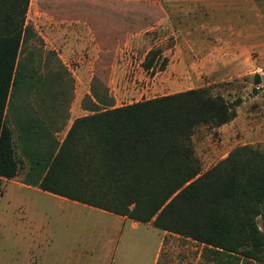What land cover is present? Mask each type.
<instances>
[{
    "label": "trees",
    "instance_id": "obj_1",
    "mask_svg": "<svg viewBox=\"0 0 264 264\" xmlns=\"http://www.w3.org/2000/svg\"><path fill=\"white\" fill-rule=\"evenodd\" d=\"M28 4L0 0V176L6 178L15 176L21 163L6 108L16 91L35 80L34 70L18 58L21 44L34 35L24 21ZM160 53V48L149 49L144 68ZM166 63L164 56L161 69ZM260 79L256 72L255 83ZM238 103L198 86L76 117L40 185L139 221L151 220L218 255L236 253L263 264L264 150L236 145L201 171L192 141L197 126L230 121ZM18 114L15 126L21 137L28 136L36 115L23 108ZM50 168L69 174L66 189L47 184Z\"/></svg>",
    "mask_w": 264,
    "mask_h": 264
},
{
    "label": "rangeland",
    "instance_id": "obj_2",
    "mask_svg": "<svg viewBox=\"0 0 264 264\" xmlns=\"http://www.w3.org/2000/svg\"><path fill=\"white\" fill-rule=\"evenodd\" d=\"M166 1L151 2L163 4ZM237 1L201 0L200 8L203 5L206 9L198 13L202 20L216 22L222 28L230 25L242 28L247 23L244 30L222 32L225 39L220 41L212 31L203 32L201 38L205 39L204 43L214 39L215 46L202 45L197 36L188 35L180 24V18L171 27L159 29L150 28L147 23L139 26L138 21L133 20L134 14L124 22L104 21L105 27L118 30L119 35L123 33L124 26L133 27L138 35L136 33V37L128 42L125 37L121 48H118L121 59L116 64L109 61L116 48L108 47L107 55L102 57L105 61L95 66L96 75L91 80H84L88 90L83 96L86 111L94 112L187 88L207 86L211 92L220 93L230 101L239 99V103L235 107L236 115L230 121L216 127L201 124L195 128L192 141L201 171L224 157L236 145L251 144L264 150V0ZM106 2L67 0L76 7L75 12L87 13L96 26H100L103 23L101 19L106 16L95 10L108 7ZM155 6L154 3L148 5L151 8ZM65 7L61 0H29L24 21L31 26L34 35L21 44L18 58L27 70H34L35 80L31 78V85L16 91L8 102L6 122L14 129V135L16 127L10 119L12 108L22 107L28 113L45 117H62L76 97L74 89L77 88V80L72 79L60 63V50L58 52L42 38L44 28L60 24ZM125 7H131V4L126 1ZM147 17L152 19L151 15ZM117 18L121 19V16H114V19ZM151 48H160L161 53L146 69L143 61ZM164 56L167 57L164 66L167 68L166 75L158 72ZM256 72L261 74L259 83L254 80ZM4 185L5 181L0 179V264H10L15 259L17 246L5 228ZM231 254L218 255L192 238L182 260L185 264H261L236 253ZM175 260L173 262L177 264Z\"/></svg>",
    "mask_w": 264,
    "mask_h": 264
},
{
    "label": "crops",
    "instance_id": "obj_3",
    "mask_svg": "<svg viewBox=\"0 0 264 264\" xmlns=\"http://www.w3.org/2000/svg\"><path fill=\"white\" fill-rule=\"evenodd\" d=\"M61 1L66 5L63 8L65 12L61 13L64 17L57 26L44 28L42 38L52 48L58 52L60 50V63L69 76L77 80L79 91L74 89L76 97L62 117L36 115L37 125L29 130L28 136L21 137L20 129L16 126L14 135L12 128L21 163L15 176H0L5 181V228L17 246L15 259L10 264H175L173 259L177 264H185L182 257L188 250L189 239H192L189 236L160 229L151 220L139 221L126 214L43 188L40 182L52 165L53 156L74 119L93 112H87V106L83 103V96L88 91L84 80H91L96 75L95 66L105 61L102 57L107 55L108 47L116 48L112 58H109L110 62L116 64L121 59L118 48H121L125 37L128 42L136 37V33L138 35L133 27L125 26L119 35L118 30L105 27L104 21L124 22L134 14L133 20L138 21L139 26L147 23L150 28L159 29L171 27L180 18L184 31L197 36L200 44L206 46H215V41L211 39L210 43H204L205 39L201 38L203 32L212 31L220 41L225 39L222 32L244 30L247 23L242 28L233 25L222 28L216 22L208 23L198 17V13L206 10L203 5L200 8L201 0H168L163 4L151 2L153 0H106L108 7L95 10L106 16L101 19L104 24L96 26L87 13L75 12V6L67 3V0ZM114 1H117L116 5ZM126 1L131 7H125ZM150 3L156 6L148 7ZM147 15H151L152 19ZM114 16H121V19H114ZM158 72L166 75L167 68ZM17 111L21 112L22 107H14L10 112L14 125L20 116L15 113ZM53 147L55 149L51 155ZM50 171L47 182L50 187L57 190L69 186L67 172H58L57 168H50Z\"/></svg>",
    "mask_w": 264,
    "mask_h": 264
}]
</instances>
